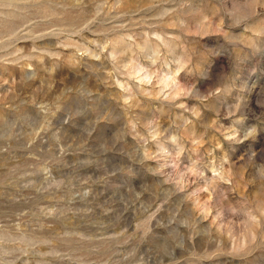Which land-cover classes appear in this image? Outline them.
<instances>
[{
  "label": "rangeland",
  "instance_id": "obj_1",
  "mask_svg": "<svg viewBox=\"0 0 264 264\" xmlns=\"http://www.w3.org/2000/svg\"><path fill=\"white\" fill-rule=\"evenodd\" d=\"M0 264H264V0H0Z\"/></svg>",
  "mask_w": 264,
  "mask_h": 264
}]
</instances>
